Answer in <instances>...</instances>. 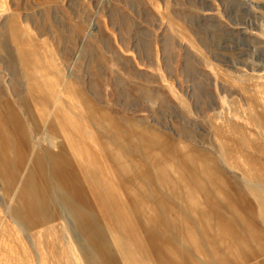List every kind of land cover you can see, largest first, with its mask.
Returning a JSON list of instances; mask_svg holds the SVG:
<instances>
[{"label": "rangeland", "instance_id": "1", "mask_svg": "<svg viewBox=\"0 0 264 264\" xmlns=\"http://www.w3.org/2000/svg\"><path fill=\"white\" fill-rule=\"evenodd\" d=\"M1 115L10 116L12 132L0 125V264H38L36 233L50 239L43 264H94L62 211L46 152L77 150L85 160L90 151L101 180L132 212L133 190L117 173L111 147L118 145L124 170L130 171L127 159L140 165L141 156L130 151L127 134L120 135L126 142L114 143L113 129L142 135L170 159L188 154L189 177L212 183L205 195L211 205L197 192L196 211L238 235L244 216L234 217L216 189L231 187L248 200L260 230L251 232L256 247L243 257L229 255L228 240L214 228L205 240L198 223L214 221L194 213L185 220L177 207H196L184 183L191 182L178 188L168 167L167 186L180 199L163 193L153 172L148 180L132 176L140 213L129 212L134 239L142 247L144 238L148 258L138 246L106 247L113 261L124 255L121 264H209L217 256L214 264H264V180L253 176L260 168L264 178V0H0ZM53 140L56 148L48 144ZM32 151L46 164L33 167L34 177L57 217L29 233L12 213L14 186L31 171ZM186 237L193 246L183 245Z\"/></svg>", "mask_w": 264, "mask_h": 264}, {"label": "bare ground", "instance_id": "2", "mask_svg": "<svg viewBox=\"0 0 264 264\" xmlns=\"http://www.w3.org/2000/svg\"><path fill=\"white\" fill-rule=\"evenodd\" d=\"M32 101L33 103L38 102V100L34 98L32 99ZM6 118H10V116H0V125H4V130L9 132V134L11 135V125H9ZM99 124L103 126L104 123ZM69 126L73 129L70 123ZM102 128L105 134L106 131L112 132L111 129H107L104 126ZM121 134L122 136L123 134H127V142L133 145L132 147H129L130 151H136V153L141 156V159L139 160V162L141 163L140 165H138V162L135 163V161H133L132 159H127V162H129L130 164V171L125 164L124 167L126 168L124 170L122 169L121 165L123 164V162H121V160H123V157L120 156V152H117L118 145L114 144L115 147H111V151H113L115 155L113 157L116 158L115 163L117 164V173L120 174V178L124 183L128 181V187L133 190V193H135V191L133 188L134 178L132 176H135L137 174L138 177H145V179L148 180L154 174V177H157V180L159 182V178H161V180L164 182L165 187L164 189L161 188L163 193H168V196L170 195V197H178L180 199V196H178V192L175 191V189H173L172 187H168L166 182L167 177L165 175L167 168H173L174 173L178 175L177 179H175V183L178 188L180 187V184L181 187L183 186L181 182H184L185 179H189L191 184L193 185L192 186L191 184L184 182L188 186L187 193L191 199L190 201L193 203V205L195 204L196 207H194V209H192L191 207L189 208V210L187 208V205L185 206V204L181 207H177L182 211V216L184 215V217L186 218L185 220H189L190 216L194 213L199 217V219L205 220L206 218H210V220L214 221V223L208 225L207 222L209 220L203 221L204 223H206L205 227L200 226L201 224H203V222L201 224L198 223L199 229H202V237H204V239L205 237H207L206 235L212 234L209 228H211L212 230L214 228V231L216 233L215 235L217 237L221 239L226 238L228 240V254L235 255L236 257L239 255L243 257L245 256V251H248V249H250L251 247H256L252 239L256 234H258V231L260 230L254 224L255 222L253 221V219L255 217V213L248 207L247 199L243 198L237 191H233L231 187H227L226 189L222 190L216 187L218 196L229 201L230 210L234 217L237 215L240 216V213L244 216L245 221H243L245 222V224L244 226L240 227L243 231L239 232V234L236 235L233 227L231 228L232 231H230L227 225L223 226V223L219 220L218 217H212V214L207 212L199 214L196 211L200 203H198L196 197H193L197 192L201 193L204 197V201L202 202V204L206 205L207 207H209V204L211 205L212 201H209L208 197H206L205 195L209 194V189L211 188L212 183L210 182V179L205 175H199L202 177H194V175H191V177H189L186 168V163L189 162V156H187L188 154L180 155L174 159H170L169 157L164 155V153H162L160 147L156 146L153 141H149V139L143 137L140 134H133L132 132L130 133L126 129L119 131H117V129H113L114 143L116 140L120 141V144H122V142H126L120 137ZM54 142H56V140L49 141L48 144H50L51 146L54 145ZM1 144L2 141L0 140V146ZM77 153L80 154L77 150L66 152L57 151L54 149L48 150L46 152V155L49 157V173L51 174L53 180L56 182L55 187L57 190H55L57 193V198L63 205L62 211H65V214H67V216L71 218L73 224L72 227H74L75 231H77V233L84 241L89 261L94 264H121L120 262L123 261L125 256L120 255V258L121 256L123 258L119 259L118 262L113 261L109 253L105 252L106 247H130L133 245L138 246L139 250L142 252V255L145 258H148L147 253H145L147 252L145 251L147 245L144 238L141 239L142 247H140L138 244L136 245V240L134 239V235L137 232V227L135 223L132 222L130 213L132 215L135 214V216L140 215V213L135 208V200L133 201L132 198L133 193H131V199L129 200V204L132 203L134 207V211L131 209V212L129 211V209L132 208L131 206L128 207L127 204L121 203L116 199L118 195L114 190L113 184L111 185V183H108L109 181H105L106 179L101 180L102 171H100L97 167L98 163L95 156H93V154L88 151L84 155L85 160H82L79 159L80 155L78 156ZM29 159L32 163L31 171L27 176H25L24 179H20V182L17 186H14V193L16 195V207L14 208V211L12 213V217L14 219H19L21 221V224L24 226V229L30 233V230L32 231V229L38 227L42 223L48 222L57 217V213L49 206L48 201L42 194L39 188V184L34 177L33 167L38 165L42 169L46 166L45 162L42 160L40 153L36 151H32ZM7 172L8 171H5V173ZM160 174L163 178L159 176ZM253 176L259 177V179L264 180V178L261 176L260 168H253ZM262 182L264 183V181ZM210 194L212 193L210 192ZM212 196L214 195L212 194ZM136 202L140 205L139 200H136ZM124 213L128 214V218L123 216ZM178 214L179 213H176V216H178ZM181 229V232H183L184 227L181 226ZM251 232H254L255 235H251ZM259 235L261 236V242H259L263 247L264 233H262V235L260 233ZM41 237L42 236L40 234L36 233L35 235H32L31 238V245L33 251L37 256L38 264H43L44 250L46 249L45 244L49 243L50 241L47 235H45L46 238ZM191 243L192 240L189 237H186L183 241L184 246L187 244L189 247H191L193 246V244ZM81 245L82 244H80V246ZM207 245L208 243H206V246ZM151 247L156 251V249L154 248L155 246L151 245ZM162 250L163 248L159 249V251L161 252ZM186 251L189 252V249L186 248ZM214 254L216 255V253ZM73 255L74 252L72 251L71 258L75 259ZM205 258L207 259V257ZM126 259L127 258H125V260ZM217 259V256H211V259H209V264H214Z\"/></svg>", "mask_w": 264, "mask_h": 264}]
</instances>
